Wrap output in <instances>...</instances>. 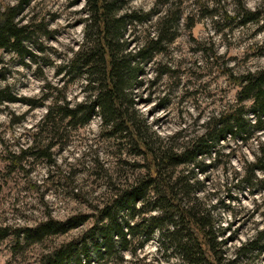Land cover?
<instances>
[{
  "label": "rangeland",
  "instance_id": "374dc122",
  "mask_svg": "<svg viewBox=\"0 0 264 264\" xmlns=\"http://www.w3.org/2000/svg\"><path fill=\"white\" fill-rule=\"evenodd\" d=\"M20 1L0 0V11ZM241 4L261 9L264 16V0H129L127 9L151 13L147 22L129 27L132 42L153 36L169 12L177 20L175 39L154 55L137 88L139 111L162 137L199 134L205 120L237 101L238 88L225 69L241 74L264 68V17L240 24L233 16ZM86 17L85 0H29L20 19L43 28H35L27 45L33 57L0 49V89L20 100L0 104V227H31L49 217L65 222L80 213L96 216L118 186L141 174L132 165L138 157L106 136L99 115L81 126L60 116L55 125L42 124L49 107L72 106L87 95L83 77L59 74L83 41ZM259 134L247 144L226 142L223 152L230 157L199 176L206 181L201 197L218 205L227 229L223 248L228 257L264 229V182L251 188L233 182L234 168L240 170L259 151ZM34 146L42 148V156L33 154ZM259 176L264 180V174ZM94 218L43 245L17 250L13 237L0 240V264H36L49 246L77 238ZM138 243L93 264H177L174 251L160 247L158 233L142 247ZM258 248L241 256L239 264H264V240Z\"/></svg>",
  "mask_w": 264,
  "mask_h": 264
},
{
  "label": "trees",
  "instance_id": "16d2710c",
  "mask_svg": "<svg viewBox=\"0 0 264 264\" xmlns=\"http://www.w3.org/2000/svg\"><path fill=\"white\" fill-rule=\"evenodd\" d=\"M28 3L21 0L0 11V49L21 58L33 57L27 45L36 35L35 28L43 30L40 25L33 28L21 21ZM128 3L85 0L83 41L61 65L59 74L71 80L83 77L87 95L72 106L49 107L42 124L55 125L60 116L70 125L81 126L99 115L106 136L120 140L138 157L132 165L141 174L113 191L96 216L92 215L95 221L89 229L69 242L49 246L36 264H93L95 259L118 257L120 251L135 249L132 246L137 241L142 247L156 233L160 247L174 251L177 264H239L241 256L259 249L264 229L228 257L223 248L227 229L222 226L218 205L201 197L206 181L199 176L222 157H230L223 152L226 142L247 144L261 133L257 136L259 151L253 160L245 159L240 170L234 168L233 182L248 188L264 182L259 176L264 174V141L260 139L264 135V68L241 74L225 69L238 88L237 101L205 120L199 134L189 137L180 131L162 137L139 111L137 88L142 86L140 77L154 55L175 39L177 20L169 12L159 20L153 36L132 42L129 27L147 22L151 13L127 9ZM241 5L233 16L240 24L264 17L261 9ZM4 101L20 100L0 89V104ZM33 151L36 156L43 155L41 147L34 146ZM92 216L80 213L65 222L49 217L31 227H0V240L13 237L17 250L43 245L81 227Z\"/></svg>",
  "mask_w": 264,
  "mask_h": 264
}]
</instances>
